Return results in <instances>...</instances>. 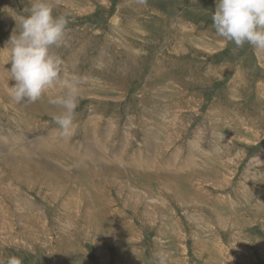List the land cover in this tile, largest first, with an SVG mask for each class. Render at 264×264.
Instances as JSON below:
<instances>
[{"label": "rangeland", "instance_id": "obj_1", "mask_svg": "<svg viewBox=\"0 0 264 264\" xmlns=\"http://www.w3.org/2000/svg\"><path fill=\"white\" fill-rule=\"evenodd\" d=\"M48 2L61 79L85 82L71 137L65 89L15 102L7 42L33 0H0V264H264V52L217 36L218 0Z\"/></svg>", "mask_w": 264, "mask_h": 264}, {"label": "clouds", "instance_id": "obj_2", "mask_svg": "<svg viewBox=\"0 0 264 264\" xmlns=\"http://www.w3.org/2000/svg\"><path fill=\"white\" fill-rule=\"evenodd\" d=\"M146 3V0H138ZM17 28L7 44H11L8 70L11 80V97L17 103H35L51 89L59 86L66 91L49 102L61 111L52 117L63 137L74 135L76 109L81 99L83 78L61 79L62 59L53 52L65 44L67 19L54 16L48 0H33L29 14L15 18ZM213 28L218 37L234 42L239 48L245 43L256 51L264 52V0H218L212 14ZM17 29L19 32L17 33ZM157 264H168L165 251L154 253ZM7 264H22L15 256Z\"/></svg>", "mask_w": 264, "mask_h": 264}, {"label": "bare ground", "instance_id": "obj_3", "mask_svg": "<svg viewBox=\"0 0 264 264\" xmlns=\"http://www.w3.org/2000/svg\"><path fill=\"white\" fill-rule=\"evenodd\" d=\"M89 132V131H88ZM64 144V146H65V144H67V141H66V143H63ZM70 145V144H69ZM67 146V145H66ZM89 146H90V144H89ZM65 148H67V147H65ZM71 149V148H70ZM65 151H66V149H65ZM18 152V151H17ZM91 152V151H90ZM63 154H64V152H63ZM89 154V153H88ZM91 154V153H90ZM95 154V153H94ZM97 155V154H96ZM64 156V155H63ZM66 156V155H65ZM77 156V155H76ZM23 157V158H22ZM94 157H96V156H94ZM11 158H13V157H11ZM90 158V157H89ZM103 158V157H102ZM6 159V158H5ZM8 159V158H7ZM23 159H25V155H23V156H21L17 161L13 158V161H5V160H2L3 162H5V164H7V165H12L13 166V172L15 173V172H17L22 166H23V164L20 162V161H23ZM77 159V161L80 163V162H82L83 163V159L81 160V157H79V156H77L76 158H75V160ZM88 159V158H87ZM103 160V159H102ZM139 160V159H138ZM85 161V160H84ZM89 160H87L86 161V163L88 162ZM91 161H93V159L91 160ZM97 161V160H96ZM141 161V160H140ZM28 161L26 160V163H27ZM95 162V161H94ZM99 162V161H98ZM85 163V162H84ZM95 164V163H94ZM100 164V163H99ZM109 165H110V163H107L106 162V164L104 165L105 167H109ZM103 166V165H102ZM6 167H8V166H6ZM11 167V166H10ZM24 168V167H23ZM93 168V167H92ZM12 169V168H11ZM22 169V168H21ZM20 169V170H21ZM89 169V168H88ZM117 169H119V168H117L116 167V170ZM26 170V169H25ZM35 171V170H34ZM101 171V170H100ZM121 171V170H120ZM12 172V173H13ZM22 172V171H21ZM36 172V171H35ZM47 172V177L46 178H48V179H51L52 178V173H53V171H46ZM52 172V173H51ZM58 172H60V171H58ZM88 172V171H87ZM11 173V172H10ZM55 173V172H54ZM53 173V174H54ZM62 173V172H61ZM61 173H59V174H57V175H60ZM66 173V172H65ZM16 174V173H15ZM25 174H27V173H25ZM24 174V175H25ZM63 174V173H62ZM34 175H36V174H34ZM34 175H32V176H34ZM95 175V174H94ZM1 173H0V178H1ZM26 176V175H25ZM63 176V175H62ZM58 177V176H57ZM64 177V179H65V176H63ZM79 177V176H78ZM171 177V176H170ZM68 178V177H67ZM5 179V178H4ZM22 179V178H21ZM47 179V180H48ZM53 179V178H52ZM63 179V178H62ZM64 179H63V181H64ZM67 180V179H66ZM166 180V179H165ZM3 181V180H2ZM26 181V180H25ZM106 181V180H105ZM2 183V182H1ZM22 183V182H21ZM30 183V182H29ZM1 185V184H0ZM92 185V184H91ZM30 187V186H29ZM3 189V188H2ZM5 190V189H4ZM9 196V195H8ZM22 203H24V202H22ZM19 209V208H18ZM20 210V209H19ZM22 210V209H21ZM31 211V210H30ZM7 212V211H6Z\"/></svg>", "mask_w": 264, "mask_h": 264}, {"label": "crops", "instance_id": "obj_4", "mask_svg": "<svg viewBox=\"0 0 264 264\" xmlns=\"http://www.w3.org/2000/svg\"><path fill=\"white\" fill-rule=\"evenodd\" d=\"M190 147H192V146H189V148L187 149V152H186V154H185V156H184V158L183 159H181V162L185 159V157L186 156H188L189 154H190V152H191V148ZM192 149L195 151V149L192 147ZM161 152V150L160 149H158L157 151H156V154L155 155H158L159 153ZM195 155H196V151L194 152V158H195ZM196 159V158H195ZM179 163L178 165H176V167H175V165H174V167L175 168H177V169H183V167L181 166V164L182 163ZM155 164V167L156 168H159L160 166H158L156 163H154ZM197 165V164H196ZM144 167V166H143ZM146 170H145V172H149L148 170H147V167H144ZM152 171H153V169H152ZM156 171H158V170H156ZM175 171H177V170H175ZM155 172V171H154ZM179 172V171H178Z\"/></svg>", "mask_w": 264, "mask_h": 264}]
</instances>
